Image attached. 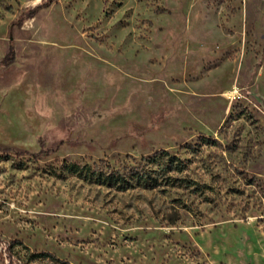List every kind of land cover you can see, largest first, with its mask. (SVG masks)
<instances>
[{
  "label": "rangeland",
  "instance_id": "1",
  "mask_svg": "<svg viewBox=\"0 0 264 264\" xmlns=\"http://www.w3.org/2000/svg\"><path fill=\"white\" fill-rule=\"evenodd\" d=\"M44 1L0 0V264H264V0Z\"/></svg>",
  "mask_w": 264,
  "mask_h": 264
},
{
  "label": "trees",
  "instance_id": "2",
  "mask_svg": "<svg viewBox=\"0 0 264 264\" xmlns=\"http://www.w3.org/2000/svg\"><path fill=\"white\" fill-rule=\"evenodd\" d=\"M53 0H45L41 4L30 10V16L43 7L49 6ZM14 59L13 52L7 54L4 58L6 62H12ZM181 161L171 156L167 150L158 151L152 156L145 158L143 165L129 166L124 169L105 170L98 165L89 163L70 162L67 164L68 169L76 174L84 175L85 178L100 184L116 186L118 189L125 190L135 185H140L146 188H153L160 184L159 179L161 173H167L170 170H182ZM157 164L158 169L153 166ZM170 177V176H168ZM39 256L48 255L47 253H39Z\"/></svg>",
  "mask_w": 264,
  "mask_h": 264
}]
</instances>
